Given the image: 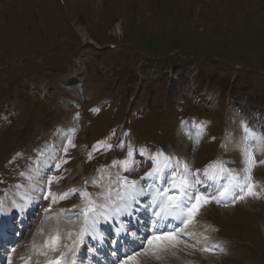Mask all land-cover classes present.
I'll return each mask as SVG.
<instances>
[{"label": "rangeland", "instance_id": "rangeland-1", "mask_svg": "<svg viewBox=\"0 0 264 264\" xmlns=\"http://www.w3.org/2000/svg\"><path fill=\"white\" fill-rule=\"evenodd\" d=\"M64 1L63 14L55 0H0V192L6 190L5 184L10 183L15 173L16 164L11 162V157L17 149L25 156L26 149L33 146L31 150L35 151L39 138L48 135L43 141L44 146L53 136L54 128L50 126L60 120L55 127L60 128L54 148L57 153L55 163L59 164L56 169L60 167L61 170L65 159L73 160L81 154L87 158L75 162L62 182L56 178V169L50 172L48 177L55 178V184L38 209L52 207L57 210L63 205L72 210L82 206L79 198L70 197L66 190L79 184L82 170H86L89 162L87 159L93 156L94 152L87 149V140L91 150H97L100 135L104 132L109 135L115 126L113 114H121L129 106L132 96L129 88H134L135 82H141L138 105L150 103V114L147 108L141 107L134 114L136 125L133 130L144 137L143 143L156 140L163 146H154L151 151L142 148L144 146L129 149L127 135L123 133L112 142L119 151L114 152L110 147L102 150L106 155L102 157L115 160L121 170L125 158L129 160L130 170L126 174L132 178L133 186L139 184L142 174H146L149 181L156 179V155L153 154L158 148L164 157L161 162L165 163L169 149L181 154L188 141L193 139L187 138L208 132L205 122L210 116L221 118V113L226 133L217 138L220 139L218 151L213 146L204 147L208 142L202 139L193 147V162L202 163L215 152L218 162L211 165L212 170L221 165L222 156L229 157L233 166L243 165V185L247 179L251 181L252 173L257 169L260 170L258 175L262 174L257 182L264 183V113L260 110L264 108V0ZM105 29L107 36L121 42H115L120 47L118 52L103 53L98 47L92 50L91 45L83 46L81 42L89 41V37L104 44L99 35L105 34ZM160 59H165L166 64ZM166 66L164 73L156 68ZM137 67L140 69L134 72ZM81 79L84 91L82 93L80 89L75 93L79 104L71 113L64 109L67 102L63 101L70 96L66 89L76 91L73 84ZM197 84L204 88L199 91ZM83 94L85 103L80 104ZM180 96L187 105L200 108V121L198 118L176 120L178 111L183 112L182 108H177ZM106 97L107 107L100 106L99 99ZM117 103L119 108H116ZM72 114L79 115L85 122L87 140L83 133L85 126ZM219 118L213 119V124H218ZM184 121L191 123L188 130L187 127L185 130ZM77 123L79 130L75 131ZM96 134L97 141L92 139ZM212 134L217 136L213 131ZM250 139L252 143H249ZM50 152V157L46 158H51L50 154L54 152ZM96 152L97 157L101 156L99 151ZM237 153L238 156H233ZM144 155H150V159H142ZM17 159L18 154L13 161ZM39 160L27 169L28 174L36 170L34 163ZM92 161L96 163V160ZM178 167L182 168L179 164ZM112 171L108 167L100 169L98 176L102 179L93 189V196H89L91 203L109 198L103 194L108 189L113 192L112 200H117L114 193L118 181L108 176ZM253 184L249 183V186L255 195L248 194L246 185L245 195L229 206L195 195L189 211L194 216L203 211L209 219L210 205L226 239L222 237L224 244L217 247L208 243V239L202 240L201 246L183 240L181 243L189 248L186 252L194 264H264V203L258 200L261 190L259 192ZM14 187L10 184L9 191ZM136 188L141 189V193L145 190L140 186ZM170 190L169 180L163 182L162 193ZM57 192L60 195H53ZM68 198L71 199L66 201ZM144 206L148 215H145V222L148 223L149 213H154L155 206L148 202ZM90 208L87 206L86 209ZM26 229V235H29L31 227ZM65 229L67 225L64 224L61 241L66 235ZM24 239L22 237L21 242L16 243L15 250L24 244ZM214 249L219 254L209 255ZM136 259L144 261L139 264H160L142 251ZM171 259H174L172 264H186L175 253Z\"/></svg>", "mask_w": 264, "mask_h": 264}, {"label": "bare ground", "instance_id": "bare-ground-1", "mask_svg": "<svg viewBox=\"0 0 264 264\" xmlns=\"http://www.w3.org/2000/svg\"><path fill=\"white\" fill-rule=\"evenodd\" d=\"M58 138L56 139L55 137L53 138V141L55 140V142L52 141L51 147L49 148L50 150H52L54 152V148L56 143L58 142L59 139V131L54 133ZM197 138H193L190 139L188 141V143L186 144V146L184 147L182 153H176L171 151L168 156L170 158V161L172 164H175V162L180 163L183 165V169L180 170V176L181 178L185 181L186 183V187H187V193L185 197L189 198L190 194L192 191L195 192H199V187H201V189H203L204 187L208 188L209 186V190L207 192V195H211L212 190L215 186H218L220 189V192L223 191V189L227 190V192L231 193L232 196L235 195L236 191H243V186H242V181L241 178H243L242 176V172L238 171V170H233L232 174H228L225 173L224 171H221L220 174H216L215 172L212 173L210 170V167H205L204 171L202 172V175H198V173L193 169V159H192V155H193V147L194 145H196L197 143ZM54 146V147H52ZM51 151V152H52ZM50 152V153H51ZM49 152H47L46 154H37V159L39 160L37 162H35L34 164L36 166V170L35 171H31V174L23 173L22 174V179L23 180H28V187H30V183H31V187L30 189L31 194L35 196V198L32 197H27L26 195H24L23 192H20L16 189V194L15 196H12V199L9 200H4L2 203H0V209L3 210L4 215L2 216L3 221L5 222L4 227L2 229H0V234L4 233L5 227L6 225L12 226L13 225V221L10 220L11 214H13V212H16L18 214H20V217L22 219L19 220V222H16L14 224V226L16 225H25V221L24 219L26 217H31V215H34L37 209V204H39L36 199L41 198V194L44 192L43 188H44V181H45V177L46 174L48 173L51 165L53 164V160L55 159V152L51 153V158H46V157H50L48 155ZM45 155V156H43ZM180 156V157H179ZM161 154L158 153V151L156 152V164L158 165L159 162L161 161ZM192 159V160H191ZM33 161V162H34ZM31 162L30 164L32 165ZM33 166V165H32ZM158 167V166H157ZM169 167V166H168ZM157 169V168H156ZM168 171V170H167ZM195 171V173L197 175H193L191 172ZM160 174L161 176L163 175V170L160 167ZM207 175H210V177H207ZM161 176L159 175L158 178H161ZM168 177L170 178V173L168 174ZM30 181V182H29ZM197 181V182H196ZM210 181H214L213 183H211ZM27 182V181H26ZM211 183V184H210ZM255 184H257L258 187L263 188L264 187V183H259V182H255ZM263 184V185H262ZM211 185V186H210ZM179 191H181V188L179 187ZM219 192V193H220ZM161 191L158 190V192L155 194L156 198L153 199L154 202H158L159 204H162V213L161 218H162V225H164V227H172L173 225L177 226L178 223V219L179 217L175 216V213L177 210H170V204H168L165 201V196H163V198H161ZM241 194V192H240ZM153 195V194H152ZM86 197V196H85ZM150 197V196H149ZM148 197V198H149ZM155 197V196H154ZM171 197V196H170ZM139 198V197H138ZM151 198V197H150ZM168 198V197H167ZM172 198V197H171ZM238 197H236V199H238ZM215 201L218 202L219 199L221 200H225L224 196H221L220 194L216 195L214 197ZM180 201L181 198L179 200V205H180ZM12 202H15L12 205ZM37 203V204H36ZM87 205V204H86ZM118 206H120L118 204ZM122 206H120L121 208ZM109 208V207H108ZM42 210L40 211V213H38L37 216V222H39L41 215H42ZM112 210H109L106 208V206L104 208H101L99 210H97V214L96 212L94 213V215H100V217L107 221L109 224H111V218L113 217V214L111 213ZM115 212V210H114ZM34 213V214H33ZM122 214V213H121ZM91 215H81V223H80V234L79 236L74 234V231L77 230V226L73 225L74 224V220H75V215H73L72 213H68L66 216H60L62 217V219L65 221L64 223H62L61 228L63 227V225H67V229L66 230V235L64 236V238L62 239V241L59 242V244L54 245V243L52 244V246L49 247V251H50V255L48 256V253L45 254L44 256H42L41 254L38 256H29L27 259L29 262L23 261V259L20 257L17 259V257L11 255L9 258V262L10 263H14L15 261H18L17 263L14 264H77L76 261V255H78V257H80V251L82 250V248L84 247V244L82 242V237H84V233H83V223L87 221L86 223V227L85 230L87 233H90L94 239V242H98L101 243L103 246V242L101 241V237H100V233L94 232L92 231V228L90 227V225L92 224V219H91ZM124 217H130L129 213L125 211L124 214H122ZM189 218L188 221H190L189 227L186 229L189 231V233H191L193 229H201L202 232V236L205 239L211 240V235H212V231H209V229L207 227H210L209 225H207L206 223H201L198 221V219H193L192 218V214L189 213L188 214ZM161 218H160V222H161ZM44 222V219H42V221L40 222V224H42ZM160 222L158 224H160ZM66 227V226H65ZM111 227V225L109 226ZM195 231V230H194ZM197 231V230H196ZM140 232V235H139ZM138 232V237L135 238L134 242L135 245H138L139 243H141L143 240H145L146 238V232L143 230V227H140V230ZM200 232V231H199ZM81 233H83V235L81 236ZM5 235V234H4ZM62 235V234H61ZM203 239V240H205ZM86 239L84 238V241ZM216 245H219L220 243L222 244L223 240L219 239V240H215L214 241ZM215 244L213 246H215ZM224 244V243H223ZM75 246V251L74 254L71 258V260L69 262H65L64 257L66 254H68V252H70V250ZM101 246V247H102ZM42 247V245H41ZM46 249H48L47 245H45ZM19 256V254H18ZM68 256H66L67 259ZM56 261H58L56 263ZM212 261V259H211ZM2 263V261H0Z\"/></svg>", "mask_w": 264, "mask_h": 264}, {"label": "snow or ice", "instance_id": "snow-or-ice-1", "mask_svg": "<svg viewBox=\"0 0 264 264\" xmlns=\"http://www.w3.org/2000/svg\"><path fill=\"white\" fill-rule=\"evenodd\" d=\"M93 111H98V109H93ZM131 151H129V155L131 156ZM55 179V178H53ZM51 182V181H50ZM134 184V182H133ZM226 189L224 191H221L219 194L221 196H224L226 194ZM248 194L249 195H255V193H253L251 191V186H249V191H248ZM45 199H47V196L44 197ZM242 198V197H241ZM133 199H134V195H133ZM55 202V201H53ZM174 207H176L177 205H173ZM184 207H187V204L184 205ZM198 207V206H197ZM117 209L118 210H123V209H120V206H117ZM131 213H129L130 215ZM4 215V212L2 209H0V229H2L4 227V224L5 222L3 221L2 219V216ZM85 215H87L85 213ZM87 223V221H86ZM95 221L92 222V224L90 225V227L94 230L95 229ZM158 227V225H157ZM180 229L177 227L176 229H174L173 231H168L167 230V227L165 226V230L160 232L158 235L154 236L153 239H150L148 240V243L149 244H152L154 242H156L157 244H160V243H164V242H168V243H172L173 241L176 240V236H175V232L176 231H179ZM83 235V233H81V236ZM128 260H131V264H135V254L132 256V257H129L127 258ZM126 264H127V261H126Z\"/></svg>", "mask_w": 264, "mask_h": 264}, {"label": "trees", "instance_id": "trees-1", "mask_svg": "<svg viewBox=\"0 0 264 264\" xmlns=\"http://www.w3.org/2000/svg\"><path fill=\"white\" fill-rule=\"evenodd\" d=\"M105 39H107V40H108V37H105Z\"/></svg>", "mask_w": 264, "mask_h": 264}]
</instances>
